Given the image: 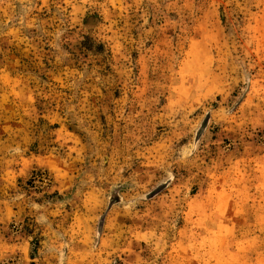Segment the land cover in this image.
<instances>
[{
    "label": "rangeland",
    "instance_id": "obj_1",
    "mask_svg": "<svg viewBox=\"0 0 264 264\" xmlns=\"http://www.w3.org/2000/svg\"><path fill=\"white\" fill-rule=\"evenodd\" d=\"M0 264H264V0H0Z\"/></svg>",
    "mask_w": 264,
    "mask_h": 264
}]
</instances>
